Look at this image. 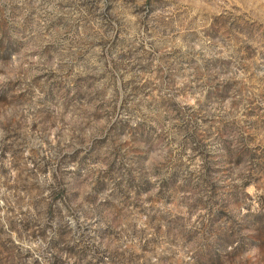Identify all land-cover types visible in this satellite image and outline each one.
Returning a JSON list of instances; mask_svg holds the SVG:
<instances>
[{
  "label": "rangeland",
  "instance_id": "374dc122",
  "mask_svg": "<svg viewBox=\"0 0 264 264\" xmlns=\"http://www.w3.org/2000/svg\"><path fill=\"white\" fill-rule=\"evenodd\" d=\"M0 264H264V0H0Z\"/></svg>",
  "mask_w": 264,
  "mask_h": 264
}]
</instances>
